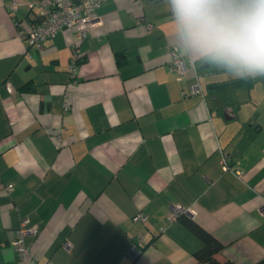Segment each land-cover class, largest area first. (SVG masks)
I'll return each instance as SVG.
<instances>
[{
    "label": "crops",
    "instance_id": "0c3cea01",
    "mask_svg": "<svg viewBox=\"0 0 264 264\" xmlns=\"http://www.w3.org/2000/svg\"><path fill=\"white\" fill-rule=\"evenodd\" d=\"M39 1L0 0V264H19L7 241L23 217L36 264H196L202 241L174 204L221 242L217 262L264 258V77L196 60L178 79L164 0H103L84 39L65 27L30 45L16 24Z\"/></svg>",
    "mask_w": 264,
    "mask_h": 264
},
{
    "label": "clouds",
    "instance_id": "9594fccd",
    "mask_svg": "<svg viewBox=\"0 0 264 264\" xmlns=\"http://www.w3.org/2000/svg\"><path fill=\"white\" fill-rule=\"evenodd\" d=\"M189 63L238 79L264 77V0H164Z\"/></svg>",
    "mask_w": 264,
    "mask_h": 264
},
{
    "label": "built area",
    "instance_id": "2783aa9c",
    "mask_svg": "<svg viewBox=\"0 0 264 264\" xmlns=\"http://www.w3.org/2000/svg\"><path fill=\"white\" fill-rule=\"evenodd\" d=\"M41 4L47 6L44 10L43 15L35 22L26 27L21 25L19 22L17 25V32L21 38L27 40L28 44H41L45 39L53 37L57 31L61 28L71 27L74 30L75 35L78 40H82L86 37L90 28L96 23L95 11L103 2V0H40ZM17 2L10 4L11 8H16ZM150 25H148L149 27ZM78 43H72V54L68 63V72L72 78L75 77L76 71L78 69V56L80 52L78 51ZM170 54V67L176 72L178 79H183L187 68H194V61L189 63L187 59L183 58L178 54L175 48L169 50ZM12 86L8 85V89L11 90ZM201 92L199 83L196 82L190 86V93ZM69 107L67 101L64 103V109ZM59 137V135H57ZM227 154H221V166L223 170H231L227 162ZM237 176H241L240 170L233 171ZM0 188L10 191L12 189V184H4L0 181ZM179 213H191L190 208L183 207L179 204H174L169 210V219L174 220ZM139 216L144 219L145 215L140 213ZM38 232V227L34 223H30L27 217L20 219L18 225L13 230V235L7 241L9 243L17 256L19 264H36V259L29 252L28 245L25 241L27 235H36ZM142 243L141 236L139 238L138 245H133L129 254L133 258L139 252V246ZM4 245V243H1ZM63 246L69 249L70 243L65 241Z\"/></svg>",
    "mask_w": 264,
    "mask_h": 264
},
{
    "label": "trees",
    "instance_id": "16d2710c",
    "mask_svg": "<svg viewBox=\"0 0 264 264\" xmlns=\"http://www.w3.org/2000/svg\"><path fill=\"white\" fill-rule=\"evenodd\" d=\"M77 60V62L80 63L82 60V54L78 56ZM175 219L179 220L187 229H189L202 241V246L193 253L196 264H233L230 262L219 263L212 257L215 252L221 249L222 244L216 239L214 235L205 230L197 221H195L186 213H179ZM144 245L145 242L142 241L139 249L141 250ZM255 264H264V258L260 259Z\"/></svg>",
    "mask_w": 264,
    "mask_h": 264
},
{
    "label": "water",
    "instance_id": "95a60500",
    "mask_svg": "<svg viewBox=\"0 0 264 264\" xmlns=\"http://www.w3.org/2000/svg\"><path fill=\"white\" fill-rule=\"evenodd\" d=\"M227 83H229V82L220 83V84H218V85H223V84H227Z\"/></svg>",
    "mask_w": 264,
    "mask_h": 264
}]
</instances>
